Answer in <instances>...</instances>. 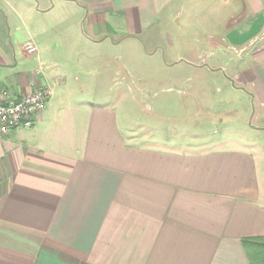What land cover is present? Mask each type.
I'll use <instances>...</instances> for the list:
<instances>
[{
	"label": "crops",
	"instance_id": "1",
	"mask_svg": "<svg viewBox=\"0 0 264 264\" xmlns=\"http://www.w3.org/2000/svg\"><path fill=\"white\" fill-rule=\"evenodd\" d=\"M199 1L214 6L202 11L203 65L250 56L232 78L249 138L148 136L92 77L97 52L138 42L185 4L194 17ZM204 1L0 0V85L49 90L32 126L0 139V264H249L242 239H264V0ZM71 50L84 63L50 61Z\"/></svg>",
	"mask_w": 264,
	"mask_h": 264
},
{
	"label": "rangeland",
	"instance_id": "2",
	"mask_svg": "<svg viewBox=\"0 0 264 264\" xmlns=\"http://www.w3.org/2000/svg\"><path fill=\"white\" fill-rule=\"evenodd\" d=\"M197 3L200 13L188 19L185 4L180 15L156 24L138 42L134 40L120 48L122 58L117 57L120 51L97 52L92 77L114 106L128 114L131 125L148 136L172 138L179 145L189 146L218 140L223 134L249 138L241 126L250 117L245 110L248 96L232 78L243 70L250 56L233 51L228 54L232 60L218 63L219 69L203 65L207 58L203 44L210 39L202 11L214 6ZM215 24L221 28V22ZM85 57L71 50L53 54L50 61L70 69L69 65L84 63ZM212 61L219 62L209 60L211 64ZM255 140L264 143L263 136ZM260 151V175L264 179V150Z\"/></svg>",
	"mask_w": 264,
	"mask_h": 264
},
{
	"label": "built area",
	"instance_id": "3",
	"mask_svg": "<svg viewBox=\"0 0 264 264\" xmlns=\"http://www.w3.org/2000/svg\"><path fill=\"white\" fill-rule=\"evenodd\" d=\"M26 50L34 52L35 46L28 44ZM48 98L46 87H35L15 97L6 86L0 85V139L17 127H31Z\"/></svg>",
	"mask_w": 264,
	"mask_h": 264
},
{
	"label": "trees",
	"instance_id": "4",
	"mask_svg": "<svg viewBox=\"0 0 264 264\" xmlns=\"http://www.w3.org/2000/svg\"><path fill=\"white\" fill-rule=\"evenodd\" d=\"M242 245L249 260V264H264V239L245 238Z\"/></svg>",
	"mask_w": 264,
	"mask_h": 264
}]
</instances>
